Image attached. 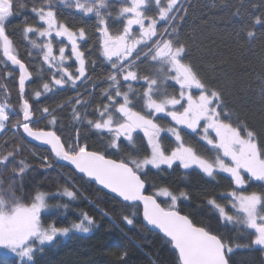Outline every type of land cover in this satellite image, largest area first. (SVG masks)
<instances>
[{
	"label": "snow or ice",
	"instance_id": "snow-or-ice-1",
	"mask_svg": "<svg viewBox=\"0 0 264 264\" xmlns=\"http://www.w3.org/2000/svg\"><path fill=\"white\" fill-rule=\"evenodd\" d=\"M27 3L33 4L30 12L39 26L25 17L21 34L32 48L39 50L51 75V83L42 82L39 90L29 92L34 101L65 86L77 89L78 82L90 79L85 55V50L92 54L87 48L88 34L84 27L74 30L61 22L57 6L96 19V53L110 69L105 77L108 86L100 93L106 103L95 108V119L88 118L90 101L78 95L69 103L73 105L72 119L86 122L99 136L106 137V145L103 151L90 150L88 144L81 143L78 130L71 143L62 139L57 134L60 129L55 109L39 108L41 118L48 123L45 128L37 127L40 121L34 119L36 110L25 98L26 82L32 80L33 73L19 57L9 34L13 18L28 10L25 0H0V53L6 58L5 67L10 63L18 69L20 98L18 109L11 108L7 100L0 103V131L10 123V114L18 117L13 126L22 129L27 137L49 145L57 160L69 162L79 173L128 202L127 206H142L143 219L167 239L176 252L177 264H230V254L241 245L211 224L194 222L188 214H182L179 205L189 199L187 192L162 186L148 194L149 173L176 167L186 173L199 171L213 179L226 174L232 189L220 199L227 203L209 199L208 204L216 213L218 224L232 226L231 230L247 238L244 247L264 250V142L228 109L226 87L210 83L193 63L189 46L179 36V24L183 22L177 11L181 7L179 0H120L123 6L115 18L109 10L110 0ZM153 6L156 12L150 15ZM110 19L119 23L116 30L110 27ZM257 26L264 29V13L251 17L250 24L242 23L237 34L254 40ZM145 62L152 69L148 75L140 72V65ZM59 107L63 109L64 105ZM161 119L169 121L167 127L161 126ZM185 130L204 142L211 158L186 142L182 135ZM165 140H171L174 146L166 147ZM125 147L130 149L127 154ZM15 162V151L0 154V166L5 171ZM17 167L18 173L17 168H12L10 179L22 176L27 165L20 161ZM257 182L261 190H250ZM17 191L15 184L0 180V248L6 250L5 256L15 258L16 264H35L37 251L54 246L58 238L90 233L98 227L86 212L81 213L78 222L66 227L42 220L43 212L67 208V204L50 205L48 201L60 197L75 199L76 192L71 188L59 193L37 190L29 196H18ZM123 221L127 225L134 223L129 216H124Z\"/></svg>",
	"mask_w": 264,
	"mask_h": 264
},
{
	"label": "trees",
	"instance_id": "trees-1",
	"mask_svg": "<svg viewBox=\"0 0 264 264\" xmlns=\"http://www.w3.org/2000/svg\"><path fill=\"white\" fill-rule=\"evenodd\" d=\"M25 3L28 10H22L19 16L13 18L9 34L19 57L33 73L32 80L26 82L25 98L29 99L36 110L34 119L39 118L40 121L37 127L45 128L48 123L41 118L38 109H55L57 127L60 129L57 134L62 139H68L71 143V138L76 136L78 130L81 143L88 144L90 150L103 151L107 138L99 136L86 122L74 121L71 111L73 105L69 103L78 95L90 101L92 107L87 109L90 119L96 118L92 115L95 108L106 103L100 93L108 86L105 77L110 69L96 53V19L84 18L75 14L74 9L57 6V16L61 22L74 30L84 27L88 34L87 48L91 49L92 54L89 55L85 50V55L89 60L87 72L90 79L84 83L78 82L77 89L65 86L53 93L42 94L39 101H34L28 95L29 92L39 90L42 82L51 83V75L50 70L42 63L39 50L32 48L21 34L25 17L29 23L39 26L36 17L30 12L33 4L27 3V0ZM179 5L178 16L183 18V22L179 24V36L189 46L193 63L210 83L226 87L228 109L235 114L236 119L246 122L255 130L258 139L264 142V29L256 27L257 35L254 40H247L243 34H237L242 23L250 24L251 17L264 13V0H179ZM121 6L120 0H110L109 10L113 18L117 16ZM155 12L153 6L149 14L155 15ZM109 24L112 30L119 27V23H114L112 19ZM31 38L35 39V36ZM53 43L54 47H59L55 41ZM5 59L0 53V103L7 100L11 108L18 109V69L10 63L5 67ZM71 70L73 69L70 68ZM151 71L148 62L140 65L141 74L148 75ZM134 87L139 86L134 84ZM60 105H64L63 109H60ZM83 112L84 109L81 108V113ZM17 118L10 114V123L0 135V154L16 152V162L7 171L0 166V180L15 184L18 196H29L37 190L59 193L66 187L71 188L76 192L75 199L60 197L48 201L50 205L67 204V208L43 212L42 220L45 224L54 222L58 227H66L78 222L81 213L86 212L98 225L90 233H70L68 237L58 238L54 246H45L43 251H37L35 264H177L176 252L167 239L144 226L141 207L127 206L97 188L70 165L57 160L50 150L28 142L21 129L13 126ZM159 123L162 127H167L169 121L161 119ZM182 135L186 142L211 158V153L197 135L191 134L190 130L182 131ZM164 143L166 147L174 146L171 140H165ZM129 151L127 147L124 148V154ZM20 161L27 165L23 175L10 179L13 177L12 168H17L18 173ZM146 183L148 194L162 186H167L174 192H187L189 199L181 201L179 205L182 214H188L194 222L211 224L222 235L231 237L234 243L241 245L230 254V264H264V250L259 247H244L248 242L247 238H242L240 232L231 230L232 226L226 228L218 224L216 213L208 204L209 199H216L221 204L227 203L220 199L222 194L232 189L226 174L217 175L213 179L199 171L186 173L176 167L165 171L153 169ZM250 190L260 191L258 182L252 184ZM124 216L133 218L134 223L127 225L123 221ZM4 253L0 248V264H16L15 258L5 256ZM123 253L126 255L121 259Z\"/></svg>",
	"mask_w": 264,
	"mask_h": 264
},
{
	"label": "water",
	"instance_id": "water-1",
	"mask_svg": "<svg viewBox=\"0 0 264 264\" xmlns=\"http://www.w3.org/2000/svg\"><path fill=\"white\" fill-rule=\"evenodd\" d=\"M21 131H22V134H23L24 138H25L28 142H30V143H32V144H34V145H36V146H38V147H40V148H46V149L50 150V146H49V145H44V144H42V143L39 142V141H35V140H33L32 138L27 137L26 134L23 133V130H22V129H21ZM50 151H51V150H50ZM51 152H52V151H51ZM52 154L54 155L53 152H52ZM63 162H64L65 164L70 165L74 170H76L75 167H74L73 165H71L69 162H66V161H63ZM76 171L78 172V170H76ZM78 173H79V172H78ZM79 174H81L82 176H84L85 178H87L84 174H82V173H79ZM87 179H88L89 181H91L95 186H97V188H99V189H101V190H103V191H105V192L111 194L112 196H114L115 198H117L118 200H120V201L122 202V198L116 197L115 194L111 193V192H110L109 190H107V189H103V187H102L101 185H99L98 183H96L95 181H92V180H90L89 178H87ZM122 203H125V204L128 205V202H122ZM140 207H141V211H142V206H140ZM142 222H143L144 226L147 227L150 231H152V232H154V233H157V234L163 236V234H162L158 229H154L151 225H148L147 222L143 219V216H142ZM163 237H164V236H163ZM164 238H165V237H164Z\"/></svg>",
	"mask_w": 264,
	"mask_h": 264
},
{
	"label": "rangeland",
	"instance_id": "rangeland-1",
	"mask_svg": "<svg viewBox=\"0 0 264 264\" xmlns=\"http://www.w3.org/2000/svg\"><path fill=\"white\" fill-rule=\"evenodd\" d=\"M5 128H6V127H5ZM4 130H5V129H4ZM4 130H3V131H4ZM3 131H0V135H1V133H3ZM3 251L5 252L6 250H5V249H3Z\"/></svg>",
	"mask_w": 264,
	"mask_h": 264
}]
</instances>
